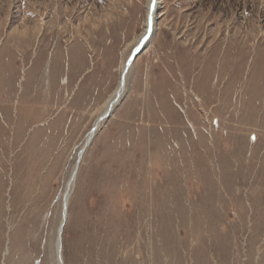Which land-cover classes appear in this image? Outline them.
I'll return each mask as SVG.
<instances>
[{
	"label": "rangeland",
	"instance_id": "obj_1",
	"mask_svg": "<svg viewBox=\"0 0 264 264\" xmlns=\"http://www.w3.org/2000/svg\"><path fill=\"white\" fill-rule=\"evenodd\" d=\"M160 1L64 262L264 264V0ZM150 2L0 0V264H56Z\"/></svg>",
	"mask_w": 264,
	"mask_h": 264
},
{
	"label": "bare ground",
	"instance_id": "obj_2",
	"mask_svg": "<svg viewBox=\"0 0 264 264\" xmlns=\"http://www.w3.org/2000/svg\"><path fill=\"white\" fill-rule=\"evenodd\" d=\"M160 4H161L160 0H151L149 8H148L147 18L145 21V29L143 30L141 36L138 37V44H137V47L135 48V51H137L141 47L146 46V43H148L152 39L153 34L157 28L156 27L157 18L159 16L157 9L159 8ZM133 60H134V58L131 55L127 60L122 61L121 66H120V70H119V75H120L119 82H118L116 88L114 89V91L108 96V98L104 102L100 116H98L97 120L95 121L93 127L91 128V130L89 131V133L86 137V140L83 144V148L86 147V150H87V148H89L91 146L93 140L96 138L97 133L99 132V130L102 126V123L113 115L115 108L120 103L119 102L120 99L122 98V96H124V94L126 92V85H124L125 77H126V74L129 70ZM242 129H243V127H242ZM239 136H240V133H239ZM237 137H238V134H237ZM78 157L79 158L75 164V167H74V169L71 173V176L67 182V185L65 187L66 189L64 192V196H63V209L64 210H63V215H62V218H61L59 226H58L57 236H56V240H55L56 264H61L62 262L65 264L64 253H63V249H64L63 235H64L65 227H66L68 220H69V203H70L71 195H72V192H73L76 180H77V176H78L77 170H78L79 166L77 167V165H78V163H80L82 155H79ZM60 252H61V257L60 256L58 257V254H60ZM60 260H62V262Z\"/></svg>",
	"mask_w": 264,
	"mask_h": 264
},
{
	"label": "water",
	"instance_id": "obj_3",
	"mask_svg": "<svg viewBox=\"0 0 264 264\" xmlns=\"http://www.w3.org/2000/svg\"><path fill=\"white\" fill-rule=\"evenodd\" d=\"M144 50V47H141L140 49H138L137 51H134V53H133V58L135 59L138 55H139V53H141L142 51ZM124 85H125V82H124ZM85 149H86V147H84V149L81 151V155L83 154V152L85 151ZM79 166V163H78V165H77V167ZM78 171V170H77ZM61 251V250H60ZM61 257V252H60V254H58V257ZM61 262H62V260H60ZM63 263V262H62ZM61 263V264H62ZM64 264V263H63Z\"/></svg>",
	"mask_w": 264,
	"mask_h": 264
},
{
	"label": "snow or ice",
	"instance_id": "obj_4",
	"mask_svg": "<svg viewBox=\"0 0 264 264\" xmlns=\"http://www.w3.org/2000/svg\"><path fill=\"white\" fill-rule=\"evenodd\" d=\"M254 139V138H253Z\"/></svg>",
	"mask_w": 264,
	"mask_h": 264
}]
</instances>
